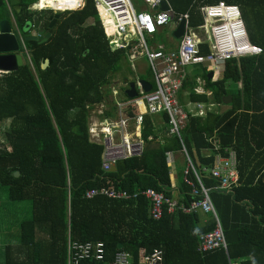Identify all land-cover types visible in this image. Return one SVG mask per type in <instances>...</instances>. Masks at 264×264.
I'll return each instance as SVG.
<instances>
[{
    "label": "trees",
    "instance_id": "1",
    "mask_svg": "<svg viewBox=\"0 0 264 264\" xmlns=\"http://www.w3.org/2000/svg\"><path fill=\"white\" fill-rule=\"evenodd\" d=\"M167 1L176 18L190 14L193 28L203 24L201 7L219 2L238 6L251 44L262 49L260 55L226 61L217 79H210L203 67L192 71L181 93L191 103L227 107L190 118L181 132L188 156L210 190L227 249L199 252L200 238L215 229L212 216L180 210L154 220L149 201L140 195L154 189L187 207L195 200L185 181L183 155L176 165L177 185L174 181L170 158L182 154V143L170 134L166 115L146 116V146L140 157L118 162L116 172L103 171V147L90 141L91 111L104 105L101 119L114 118L112 79L124 71L133 75V69L129 48L113 43L94 0H86L80 11L60 13L52 29L54 12L29 10L38 0L16 6L0 0V23L13 17L23 39L35 17L51 34L46 42L24 39V65L0 74V124L9 122L0 139V187L7 189L9 203L27 204L21 211L29 210L15 223V235L0 237V264H68L69 240L105 244L104 261L82 264H112L122 251L131 255V264H141L154 250L163 252L164 264H264V0ZM48 4L54 6V1ZM200 48L209 54L207 43ZM197 78L211 97L194 92ZM139 79L154 84L150 71ZM229 96L231 103L224 105ZM181 102L185 106L183 96ZM214 142L222 156H227L225 150L237 154L239 184L229 191L219 190V182L203 172L215 165ZM188 179L197 184L193 173ZM102 188L139 195L130 200L87 199L89 191ZM5 210L0 209L3 221L10 218L9 205Z\"/></svg>",
    "mask_w": 264,
    "mask_h": 264
},
{
    "label": "built area",
    "instance_id": "2",
    "mask_svg": "<svg viewBox=\"0 0 264 264\" xmlns=\"http://www.w3.org/2000/svg\"><path fill=\"white\" fill-rule=\"evenodd\" d=\"M163 1L167 0H143L145 4L150 5L151 13L145 11L138 13L132 0H94L99 18L111 34L113 43L129 48L127 59L133 71H136V62L145 59L154 84L152 90L146 93L138 80L136 82L137 97L128 98L124 102L118 100L120 93L114 90L113 97L117 100L114 118L101 119L107 107L96 106L91 111L90 141L103 147L102 169L110 172L118 162L140 157L143 154L146 146L143 138L146 116L166 115L170 134L178 137L182 143V155L187 163L184 173L185 181L191 187L195 200L187 207L154 189L140 192V195L149 201L150 216L154 220H160L166 212L175 214L180 210L186 214L203 212L212 216L215 229L200 238L199 252L208 253L221 248L227 249L225 234L210 198V190L204 187L181 138V132L189 119L205 117L214 105L190 103L184 106L180 98L184 82L191 75L193 67L201 66L210 71L228 60L260 55L262 49L251 44L242 13L236 5L219 2L201 7L203 24L198 28H192L190 14H183L176 18L172 9L174 17L170 16V12L160 11ZM42 2L43 0H38L30 10L32 12H75L84 8L86 0H63L68 3L65 9L55 5L50 6L51 4L48 3L41 5ZM58 2L59 0H54L55 4ZM172 22L178 26L181 22H185V33L179 40L178 46L173 50H167L162 46H149L147 39H152L160 29L169 26ZM199 31L206 34V41L201 39ZM204 42L209 46V54L206 55L202 54L200 48ZM24 54L30 60L28 52L24 51ZM197 83L198 85L194 88L196 94L212 96L211 92L205 90V82L201 78H197ZM213 146L218 152L215 165L212 169H204L203 172L219 182V190L229 191L239 184L237 154L234 150H225L227 156H222L218 142H214ZM190 172L195 175L197 184L188 179ZM138 195H130L126 191H117L113 188H102L89 191L86 197L91 199L101 196L112 200H130ZM104 259L105 244L103 242L68 241V264H82L92 260L104 261ZM131 261V255L122 251L116 255L112 264H131ZM141 264H164L163 252L154 250L144 257Z\"/></svg>",
    "mask_w": 264,
    "mask_h": 264
},
{
    "label": "water",
    "instance_id": "3",
    "mask_svg": "<svg viewBox=\"0 0 264 264\" xmlns=\"http://www.w3.org/2000/svg\"><path fill=\"white\" fill-rule=\"evenodd\" d=\"M21 0H10L12 5H18ZM160 11L170 12V16L174 17L171 12V8L167 1H163L159 8ZM60 13L54 12V18L49 24V29H52L57 20L59 19ZM41 21L38 17L34 18V25L28 24L25 29V40L26 41H36V42H46L51 34L41 29ZM32 30V31H31ZM28 33V34H27ZM185 33V22H181L178 29L174 33L176 39H181ZM27 34V35H26ZM14 33V29L8 20H4L0 23V74H8L17 71L20 67L24 65V56L21 53V48L23 46V41L18 38ZM49 65V62L46 61L42 66V69L45 70ZM214 73H209V78H213ZM144 91L146 93L152 90V85L146 81H140ZM125 84H128V89L125 94L129 99H134L137 97L136 84L133 82L125 81ZM232 98L226 97L224 99V105L230 104ZM116 166L113 167L110 172H116ZM16 177L19 176V173L15 174ZM119 248L122 249V245H119Z\"/></svg>",
    "mask_w": 264,
    "mask_h": 264
},
{
    "label": "rangeland",
    "instance_id": "4",
    "mask_svg": "<svg viewBox=\"0 0 264 264\" xmlns=\"http://www.w3.org/2000/svg\"><path fill=\"white\" fill-rule=\"evenodd\" d=\"M133 1V4H134V7H135V10L136 12H149L151 13V9H150V5H147L143 2V0H132ZM168 29V28H166ZM165 29V33H168V31ZM169 34V33H168ZM199 36H203V34L201 32H199ZM156 37V46L158 45H166L168 42V39H172L174 40V38L172 36H168L167 38V34H163L160 35L158 34ZM167 38V39H166ZM147 39V37H146ZM147 42L149 44V46L152 45V43L149 41V39H147ZM145 66V62H143V64L141 65V68L139 67V70L138 71H133V75H129L127 71H124V72H121V73H118L117 75L114 76V78L112 79V86H113V89L115 91H118L120 94V97L121 99H123V94H122V90L125 86V82H124V78L125 76L128 77V82H134L137 78L136 77H145L143 74H142V71L143 69H145L146 71V67L144 68ZM209 66V65H208ZM201 66H196V67H193L192 68V71L193 72H197V71H200ZM139 71H141V73H139ZM148 71V69H147ZM209 72H213L214 73V79H217L218 76H219V73H220V69L219 67L217 68H214L213 70H210ZM181 96H183L184 100H185V104L187 103V93L184 92ZM227 107H212L211 110L215 111V112H222L224 110H226ZM9 127V122L8 123H4V124H0V139H3V136H4V132L8 129ZM182 155V154H181ZM181 161H183V156H181ZM7 205H9V213H8V216L10 217L9 220H6V221H3V227L5 229L9 228V233H12V234H16L17 233V230H18V224H15L16 222H19V220H21L22 218H26L29 214V210L28 211H21V209L23 207H28L27 204L26 205H20V204H12V203H9L8 202V192H7V189L6 188H1L0 187V209L3 208V211L5 209H7ZM11 205H14L13 207H15L17 209L16 212H12V206ZM22 206V208H21ZM5 212L7 213V210H5ZM6 215V217H8ZM11 234V235H12ZM2 256V255H1ZM0 256V263L3 262V259L4 257Z\"/></svg>",
    "mask_w": 264,
    "mask_h": 264
},
{
    "label": "crops",
    "instance_id": "5",
    "mask_svg": "<svg viewBox=\"0 0 264 264\" xmlns=\"http://www.w3.org/2000/svg\"><path fill=\"white\" fill-rule=\"evenodd\" d=\"M7 1H9L8 3L9 4H11L10 3V0H7ZM22 1V0H21ZM54 0H43V2L41 3V5H43L44 3H51V2H53ZM59 2H63V0H59ZM63 3H65V5L66 4H68L67 2H63ZM20 4V3H19ZM169 4V3H168ZM12 5V4H11ZM54 5H55V3H54ZM170 5V4H169ZM12 6H16V5H12ZM31 8V7H30ZM30 8H29V10H30ZM9 9H10V7H9ZM11 11V10H10ZM31 11V10H30ZM32 12V11H31ZM201 16H202V14H201ZM202 18H203V16H202ZM9 21V20H8ZM204 21V20H203ZM10 23H11V25L14 27V24H15V21H14V19H13V17H12V20L10 21ZM42 25V24H41ZM33 26V25H32ZM41 27V26H40ZM178 25H176V23H174V22H172L169 26H166V27H164V28H162V29H160L159 30V32L156 34V35H154V37L152 38V39H150L149 38V41L152 43V47H157L156 46V37L155 36H157L158 34H160V35H162L163 36V34H167V38H168V36L170 35V36H172L173 38H174V40H170V39H168V43L166 44V45H164V44H162V45H158V46H162V47H164L165 49H167V50H173V49H175L177 46H178V44H179V40L180 39H176L175 37H174V33L176 32V30L178 29ZM166 28H168V29H166ZM193 28V27H192ZM14 29V33L17 35V36H19L18 38L20 39V43H21V40L23 41V47H24V39L22 38V36H21V34L20 33H18L17 31H16V29H15V27L13 28ZM165 29L168 31V33H165L164 31H165ZM45 31V30H44ZM199 32H201V31H199ZM18 33V34H17ZM202 34H203V36L201 37V39L202 40H204V41H206V34L204 33V32H201ZM166 38V39H167ZM204 43H206V42H204ZM143 62H145V66H144V68L146 67V71H145V69H143V71H142V74L145 76L146 75V73H147V69H148V66H147V62H146V60L145 59H141V60H138L137 62H136V71H138L139 70V67L141 68V65L143 64ZM148 71H149V69H148ZM139 73H141V71H139ZM143 77V76H142ZM137 79H136V82L139 80V81H144V80H140L139 78H140V76L139 77H136ZM136 82H135V84H136ZM147 82V81H146ZM134 83V82H133ZM149 83V82H148ZM129 87H128V84H125V86H124V88H123V90H122V94H123V97H124V95L126 96V94H125V92H126V90L128 89ZM182 95V94H181ZM188 95V94H187ZM127 97V96H126ZM128 98V97H127ZM122 102H124L126 99H125V97L123 98V99H121V98H119ZM180 101H181V98H180ZM187 101V103L185 104L186 106L187 105H189L191 102H189L188 100H186ZM182 103V102H181ZM191 104H193V103H191ZM215 107H219V106H215ZM212 112H214L213 110H211ZM210 111V112H211ZM181 154H175V155H172L171 156V158H170V160H171V163H173V166H172V173H173V177H174V181H175V183H176V185H177V171H176V165L177 164H180L181 163ZM180 200H182V199H180ZM199 213H201L202 214V216H207V214H204L203 212H199ZM2 215H3V212H0V216H1V219H0V237L1 238H8L9 237V228H7V229H5L4 227H3V220H2ZM6 221V220H5Z\"/></svg>",
    "mask_w": 264,
    "mask_h": 264
},
{
    "label": "bare ground",
    "instance_id": "6",
    "mask_svg": "<svg viewBox=\"0 0 264 264\" xmlns=\"http://www.w3.org/2000/svg\"><path fill=\"white\" fill-rule=\"evenodd\" d=\"M55 6L61 9H65L68 6V4L65 5V3L63 2H58L57 4H55Z\"/></svg>",
    "mask_w": 264,
    "mask_h": 264
},
{
    "label": "flooded vegetation",
    "instance_id": "7",
    "mask_svg": "<svg viewBox=\"0 0 264 264\" xmlns=\"http://www.w3.org/2000/svg\"><path fill=\"white\" fill-rule=\"evenodd\" d=\"M41 29H42V30H44V28H43V26H42V25H41ZM31 31H32V30H31ZM46 32H47V31H46ZM27 34H28V33H27ZM27 34H26V35H27ZM24 39H25V37H24ZM20 52L22 53V51H20Z\"/></svg>",
    "mask_w": 264,
    "mask_h": 264
}]
</instances>
